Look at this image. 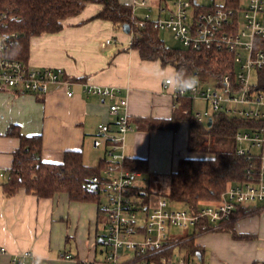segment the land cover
<instances>
[{
	"label": "crops",
	"instance_id": "0c3cea01",
	"mask_svg": "<svg viewBox=\"0 0 264 264\" xmlns=\"http://www.w3.org/2000/svg\"><path fill=\"white\" fill-rule=\"evenodd\" d=\"M100 10V5L90 3L81 15L65 21L61 33L34 37L30 42L28 63L36 68L64 69L73 83V97L60 87L46 95L0 89V264H81L102 259L104 253L100 244L104 220L96 203L75 202L65 193L38 198L25 189L5 195L4 184L20 147L18 138L8 136L10 128L16 127L25 137L41 135L45 163L60 164L66 152L81 151L85 165L98 167L104 151L93 146L97 129L107 123L115 130L110 105L127 99L131 130L126 154L145 164L141 178L145 181L146 175V185L140 188L148 198H167L171 174L181 158L190 156L188 123L174 132H148L140 123L170 120L178 102L163 91L166 74L160 71L161 64L142 60L132 47V33L124 27L93 19ZM86 84L114 89L117 97L112 101L87 94ZM246 209L253 214L233 224L242 238L230 232L194 237L201 248V264H208L210 245L217 249L209 264H264V204ZM67 255L74 260L65 259Z\"/></svg>",
	"mask_w": 264,
	"mask_h": 264
},
{
	"label": "built area",
	"instance_id": "2783aa9c",
	"mask_svg": "<svg viewBox=\"0 0 264 264\" xmlns=\"http://www.w3.org/2000/svg\"><path fill=\"white\" fill-rule=\"evenodd\" d=\"M158 0L157 8L151 0H134L132 19L139 29L153 25L159 31H171L185 49L203 52H224L232 56L234 69L219 78L200 81L195 90L180 93L163 84L165 94L174 100L188 98L201 101L205 110L195 112L199 122L218 115L240 118L246 127L236 135L237 153L247 161L259 160V174L255 183L230 187L221 200L202 206L195 213L181 208L166 197L154 203L138 185L141 171L132 167L126 154V141L131 130L128 100L118 99L109 112L116 119V129L110 124L99 125L93 142L95 149H103L101 174L91 179L88 187L99 191L104 233L100 238L103 257L81 264H198L192 259L178 257L171 249L172 239H181L173 228L187 230L209 226L216 231L229 222L240 207L264 204V0ZM135 7L146 11L140 19ZM156 9L155 17L152 12ZM18 17L0 14V89L19 93L46 95L54 87L67 90L73 97V83L62 68H36L13 57L19 34L11 31L9 23ZM108 40L106 44H109ZM256 80L258 85L252 81ZM85 92L114 101L117 92L108 87L85 85ZM3 176V175H1ZM171 249V255L164 254ZM1 249V253H5ZM67 260H74L67 255Z\"/></svg>",
	"mask_w": 264,
	"mask_h": 264
},
{
	"label": "trees",
	"instance_id": "16d2710c",
	"mask_svg": "<svg viewBox=\"0 0 264 264\" xmlns=\"http://www.w3.org/2000/svg\"><path fill=\"white\" fill-rule=\"evenodd\" d=\"M90 3L101 6L93 19L110 21L124 28L129 26L133 35L132 47L144 61L159 62L163 68L171 66L184 70L186 74L193 75L200 81L222 77L234 69L232 56L224 52L199 53L188 49L168 48L159 37L160 31L153 25L139 29L132 19L131 6L121 3L120 0H0V14L18 17L17 21L9 23L11 31L19 34V40L12 52L13 57L28 63L32 38L61 33L65 21L81 15ZM260 80L261 85L258 88L264 91V76ZM177 102L178 107L170 120L149 119L140 120V123L145 125L148 132H174L183 123H188L190 156L181 158L176 171L171 174L167 198L195 213L202 206L218 203L230 187L255 183L260 163L257 158L250 162L237 153L236 135L246 127L245 120L218 115L212 125L208 126V122H199L195 118V101L180 98ZM8 136L18 138L20 147L14 153L9 178L4 184L6 196H12L20 189H25L38 198H53L57 194L65 193L72 201L94 202L100 208L102 198L99 191L88 187L91 179L101 174L102 163L98 167L85 165L81 151L66 152L60 164L45 163L41 158V135L25 137L16 127H12ZM220 143H230L231 150H221L217 147ZM130 164L142 172L145 171V164L141 161L130 159ZM145 194L148 197V193ZM250 211L246 207H240L229 222L249 214ZM220 230L225 229L221 227L216 231L221 232ZM209 231V226L202 225L194 229L193 235L172 239L171 249L177 245L186 250V259L189 260L190 256H197L201 252L200 246L194 243V237ZM226 231L236 238H242V235H237L234 231L233 224L228 225ZM171 249L164 254L171 255Z\"/></svg>",
	"mask_w": 264,
	"mask_h": 264
},
{
	"label": "rangeland",
	"instance_id": "374dc122",
	"mask_svg": "<svg viewBox=\"0 0 264 264\" xmlns=\"http://www.w3.org/2000/svg\"><path fill=\"white\" fill-rule=\"evenodd\" d=\"M123 1H125L126 3H129L132 6L134 0H123ZM151 2H152V5H154L157 8V6H158V0H151ZM167 2H168V7L171 8L172 7V3H171L172 1L171 0H167ZM145 14H146V11L145 10H143V9H141L139 7H135L134 15H135L136 18L140 19ZM155 14H156V9H154V11L152 12V16L155 17ZM159 37L165 43V45L168 48H170L172 50H176V49L185 50V48L183 47V45L178 40L175 39V36H174V34L171 31H169V30H162L159 33ZM162 69L165 70V71H163V72H165V74L172 72L171 67H167V68L164 69V68H162L160 66V71H162ZM252 83L254 85H258V83H256V80H254V79H253ZM194 108H195L194 109V112H202V111L205 110L206 107H205L204 102L195 101ZM205 123H207V121H205ZM217 147L221 148V150L228 151V150H231L232 145L230 143H220V144L217 145ZM144 178H145V181H144L143 178H141V179L138 180V185H140V186H142L143 184L146 185V179H147L146 178V175H145ZM141 181H143V183ZM104 198L105 197H102V202L103 203H106L107 201ZM156 198H158V197H153L152 196L149 199H150L151 203H154V201H156ZM159 198H161V197H159ZM172 207L174 209H181V208H183L181 205H179L177 203H174L172 205ZM253 212L254 211H250L251 215L253 214ZM250 213L249 214H246V215H242L240 218H244V217L250 216ZM240 218H237V220L240 219ZM237 220H232L231 222L226 223L224 226H222V229H225V230L224 231L220 230V231L221 232H227L226 230H227L228 225L234 224ZM217 232L218 231H209V232L204 233V234L217 233ZM103 233H104V230L101 229V234H103ZM172 233L175 234V235L180 236V238H181V237H185L188 234L189 235H193L194 234V229L192 227L189 228V229H187V230H182V229H179V228H173L172 229ZM201 235H203V234H201ZM186 243H187V241H186ZM225 247H227L226 244H225ZM214 248H215V251H216L217 245H213V246L210 245V246L207 247L206 263H208V264L210 263L212 254H214V252H213V249ZM175 255L178 256V257H187L188 256V252L186 250H184V249L176 248L175 249ZM190 258L192 260H194L196 263L201 264L198 256L192 255V256H190Z\"/></svg>",
	"mask_w": 264,
	"mask_h": 264
},
{
	"label": "clouds",
	"instance_id": "9594fccd",
	"mask_svg": "<svg viewBox=\"0 0 264 264\" xmlns=\"http://www.w3.org/2000/svg\"><path fill=\"white\" fill-rule=\"evenodd\" d=\"M162 71H165L162 69ZM162 83L171 87L174 91L184 93L195 90L199 85V80L193 75H188L184 70L173 69L171 74H166Z\"/></svg>",
	"mask_w": 264,
	"mask_h": 264
},
{
	"label": "water",
	"instance_id": "95a60500",
	"mask_svg": "<svg viewBox=\"0 0 264 264\" xmlns=\"http://www.w3.org/2000/svg\"><path fill=\"white\" fill-rule=\"evenodd\" d=\"M125 29H126L128 32H130V28H129V26H125ZM212 123H213V120L210 119V120L208 121V126H211ZM93 189L96 190L97 187H96V186H93ZM197 256H198L199 259H201V255H200V253H198Z\"/></svg>",
	"mask_w": 264,
	"mask_h": 264
}]
</instances>
